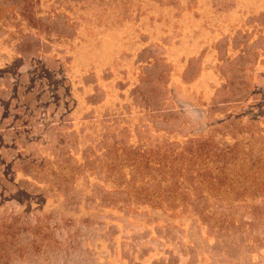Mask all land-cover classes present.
Masks as SVG:
<instances>
[{"label":"rangeland","instance_id":"1","mask_svg":"<svg viewBox=\"0 0 264 264\" xmlns=\"http://www.w3.org/2000/svg\"><path fill=\"white\" fill-rule=\"evenodd\" d=\"M0 264H264V0H0Z\"/></svg>","mask_w":264,"mask_h":264}]
</instances>
